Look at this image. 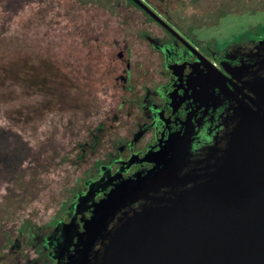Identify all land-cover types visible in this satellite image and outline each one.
Segmentation results:
<instances>
[{
	"label": "rangeland",
	"instance_id": "obj_1",
	"mask_svg": "<svg viewBox=\"0 0 264 264\" xmlns=\"http://www.w3.org/2000/svg\"><path fill=\"white\" fill-rule=\"evenodd\" d=\"M23 1L24 9L0 37V124L15 128L34 145L53 134L65 142L66 158L33 179L38 195L29 197L17 214L18 227L44 226L42 235L62 223L94 159L111 150L116 136L134 129V94L118 79L124 65L117 53L130 47L132 82L140 91L155 64L141 30L157 28L128 0ZM144 1L213 58L235 45L264 39V0ZM6 15L5 0H0V17ZM28 185L24 180L18 186ZM5 196L0 188V200ZM28 237L19 230L16 246L0 256V264L35 258Z\"/></svg>",
	"mask_w": 264,
	"mask_h": 264
},
{
	"label": "water",
	"instance_id": "obj_2",
	"mask_svg": "<svg viewBox=\"0 0 264 264\" xmlns=\"http://www.w3.org/2000/svg\"><path fill=\"white\" fill-rule=\"evenodd\" d=\"M133 1L156 17L142 0ZM246 88L225 147L215 139L190 167L189 139L172 137L167 161L96 203L73 264L85 263L102 230L106 241L91 264H264V74ZM115 208L122 215L106 230Z\"/></svg>",
	"mask_w": 264,
	"mask_h": 264
},
{
	"label": "flooded vegetation",
	"instance_id": "obj_3",
	"mask_svg": "<svg viewBox=\"0 0 264 264\" xmlns=\"http://www.w3.org/2000/svg\"><path fill=\"white\" fill-rule=\"evenodd\" d=\"M142 1L161 21L133 1L146 18L154 20L157 28L141 30L155 64L153 75L143 79L140 91L132 82L130 47H120L117 53L124 65L118 79L125 91L134 94L130 98L136 107L134 129L116 136L111 150L95 158L88 167L89 176L62 223L41 235L47 256L38 264H73L88 240L85 224L94 216L96 203L117 185L134 180L139 174L146 175L162 159L167 161L171 157L168 149L172 137L182 139L181 142L189 139L190 167L205 156L215 139L220 147H225L234 126L231 116L248 93L247 82L264 74V39L235 45L213 58L184 36L170 19ZM164 151L168 153L165 157ZM96 161L101 162L99 167L94 166ZM141 203L121 209L137 208ZM112 212L106 230L114 228L122 215L118 208ZM105 233L102 230L91 239L93 245L83 264L93 262L95 251L106 241L101 236Z\"/></svg>",
	"mask_w": 264,
	"mask_h": 264
},
{
	"label": "trees",
	"instance_id": "obj_4",
	"mask_svg": "<svg viewBox=\"0 0 264 264\" xmlns=\"http://www.w3.org/2000/svg\"><path fill=\"white\" fill-rule=\"evenodd\" d=\"M81 1L84 3L95 2V0ZM128 1L134 4L132 0ZM24 7L23 0H5L7 15L0 17V37L10 30L12 20ZM65 147V142L59 139L56 134L50 135L40 144L34 145L15 128L0 124V188L6 190V196L0 200V256L6 250L16 246L19 230L28 233L27 243L33 246L38 253L37 257L28 258L26 264H38L41 258L47 256L46 249L41 242L44 226L23 224L18 227L16 220L18 212L24 208V205L38 195V192L34 190L39 186L33 179H37L47 172L57 163L58 158H66L65 155L62 156ZM24 180L32 188L29 185L18 186ZM10 222L12 223L10 224Z\"/></svg>",
	"mask_w": 264,
	"mask_h": 264
}]
</instances>
